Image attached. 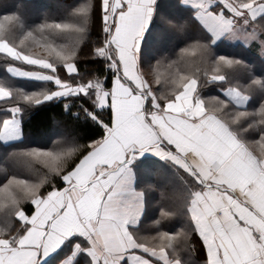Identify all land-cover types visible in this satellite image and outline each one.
<instances>
[{
  "label": "snow or ice",
  "instance_id": "1",
  "mask_svg": "<svg viewBox=\"0 0 264 264\" xmlns=\"http://www.w3.org/2000/svg\"><path fill=\"white\" fill-rule=\"evenodd\" d=\"M0 8V264H264V0Z\"/></svg>",
  "mask_w": 264,
  "mask_h": 264
},
{
  "label": "trees",
  "instance_id": "2",
  "mask_svg": "<svg viewBox=\"0 0 264 264\" xmlns=\"http://www.w3.org/2000/svg\"><path fill=\"white\" fill-rule=\"evenodd\" d=\"M2 2L7 3L9 7L17 4L18 2H21V0H2ZM58 2H62L63 4H72L75 2V0H28L30 9H32L33 5H40L42 6L39 9H32L35 11H41V10H49V11H56V5ZM4 14V10L0 8V15ZM95 38V34L93 36ZM4 61L0 60V66H3ZM154 87H161V85H154ZM204 94L206 96L215 95L216 92L212 86H209L204 90ZM59 109H46L43 111H34V113L31 116L30 122H26L25 124V132H32L33 134L39 132L42 128L46 127L49 123L50 118L53 116H58ZM0 150H2V146H0ZM183 255V254H182ZM187 258V257H185Z\"/></svg>",
  "mask_w": 264,
  "mask_h": 264
}]
</instances>
